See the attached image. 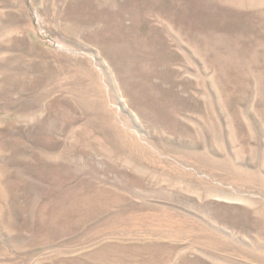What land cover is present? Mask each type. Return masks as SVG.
Listing matches in <instances>:
<instances>
[{"label": "rangeland", "instance_id": "rangeland-1", "mask_svg": "<svg viewBox=\"0 0 264 264\" xmlns=\"http://www.w3.org/2000/svg\"><path fill=\"white\" fill-rule=\"evenodd\" d=\"M0 264H264V0H0Z\"/></svg>", "mask_w": 264, "mask_h": 264}]
</instances>
